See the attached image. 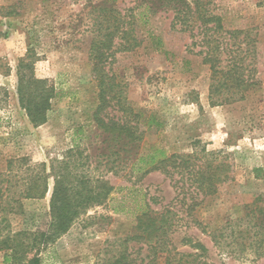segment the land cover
I'll return each instance as SVG.
<instances>
[{
  "label": "rangeland",
  "instance_id": "rangeland-1",
  "mask_svg": "<svg viewBox=\"0 0 264 264\" xmlns=\"http://www.w3.org/2000/svg\"><path fill=\"white\" fill-rule=\"evenodd\" d=\"M139 1L0 0V174L5 175L11 159L28 157L39 164L55 158L72 147L77 128L94 129L98 100L90 50L101 21L99 8L111 4L125 13ZM211 9L221 17L222 29L212 30L216 22L204 29L198 21L181 31L180 25L172 26V10L143 20L135 12L142 44L115 53L108 69L131 107L155 115L163 124L159 131L146 133L139 153L156 155L157 162L165 156H190L195 170L207 164L205 154H210L209 162L228 177L217 194L198 195L202 202L190 211L191 197L197 194L186 171L179 175L162 168L146 176L133 171L132 180L124 173L110 174L116 201L91 209L90 227L78 222L45 247L40 237L35 240L29 233L49 229L51 181L45 198L10 205L0 201V241L16 235L14 247L7 240V248L0 251V264H28L39 250L41 264H177L180 258L182 264H264V254L259 257L249 247L253 229L245 208L264 195V0H213ZM212 49L218 50L212 62L221 69H231L240 55L238 60L247 67L243 79L251 78L256 85L241 87L238 95L222 90L211 97V84L222 79L204 62ZM28 51L38 57V77L56 85L48 120L39 127L21 109L17 94V67ZM110 112L119 115L114 109ZM90 135L82 143H96L95 156L100 139L96 133ZM20 190L13 187L10 195L17 198ZM114 203L125 206L114 213ZM145 203L157 213L159 225L160 213L171 223L161 241L136 238L147 235L146 226L138 222V209ZM233 230L244 232L246 238L233 241ZM6 253L12 255L9 262ZM185 254L193 256L181 257Z\"/></svg>",
  "mask_w": 264,
  "mask_h": 264
},
{
  "label": "trees",
  "instance_id": "trees-1",
  "mask_svg": "<svg viewBox=\"0 0 264 264\" xmlns=\"http://www.w3.org/2000/svg\"><path fill=\"white\" fill-rule=\"evenodd\" d=\"M139 2V5L125 13L111 4L99 8L101 21L98 22L97 27L95 26L96 30L93 33L95 37L92 39L90 50L92 75L96 82L98 100L92 115L95 130L81 126L75 130L72 147L57 157H49L48 161L39 164L33 163L28 157L11 159L8 161L5 175L0 174V201L3 203L8 201L9 205L11 202L19 204L21 199L45 198L50 192V182L53 181L49 205L51 219L49 229L44 233H29L31 237H35V240L40 237L45 247L54 245L78 222L85 225L84 227H90L93 218L87 216L88 212L116 201L112 197L116 189L107 179L110 174L120 176L124 173L127 179L132 180L130 177L133 171H137L141 176L160 171L162 168H171L179 175L186 171L197 194L191 197L190 211L201 204L202 201H199L198 195L204 197L216 195L219 186L228 179V177L223 178V170L220 166H213L212 161L209 162L210 154L208 153L205 154L207 164L202 165L198 170H195V164H191L192 157L190 156L172 155L169 158L165 156L157 162L156 155L139 153L146 133L153 129L159 131L163 124L155 115L148 116L142 111L136 112L131 107L122 86L117 83L108 69L110 59L114 58L115 53L131 51L142 44L137 36L138 26L132 15L136 12L143 20L150 15L157 14L160 10H172L174 11L172 26L175 29L180 25L181 31L190 30L198 21L203 23L204 29L211 22L217 24L212 30L223 28L221 17L211 9L213 0H140ZM115 39H119V42L115 43ZM246 44L249 45L248 37ZM212 50L213 54L207 53V57L211 60L206 57L204 62L211 65L214 76L222 74V79H219L217 84H211V97L218 95L222 90L232 96L238 95L242 92L241 87L250 88L256 85L250 81L251 78L243 79L242 70L245 71L247 67L244 66L243 59L238 60L240 55L238 59H234L236 61L231 69H221L212 62L218 50ZM37 60V55L28 51L19 60L17 67L19 105L35 127L47 122L52 100L56 97L55 82L49 78L38 77L36 74ZM211 100L215 106V100L213 98ZM111 109L119 115L112 114ZM93 133H96V138L100 139L99 146L96 147L99 153L95 156L92 155V150L96 143L90 142L88 145L82 143L84 139L92 138L90 134ZM135 151L136 153L132 154ZM162 156H164L163 152ZM22 170H25L24 175L17 179L16 176ZM12 177L16 178L15 181ZM18 186L21 190L16 198V195L12 196L10 192L13 187L18 188ZM124 206L123 203L119 205L114 203L111 208L114 213H119ZM245 208L248 209V223L253 229V237L250 239L252 242L249 247L254 248L261 257L264 254V195L256 197L253 203ZM138 210H141L138 222L146 226L144 230L147 235L136 238L158 242L169 234L171 223L169 224L166 215L159 214L162 216V224L159 225L156 222L157 213L151 209L149 203H145L143 207L140 206ZM238 233L235 230L232 231L233 241L246 238L244 232ZM7 240L12 242V247H14L16 235L0 241V251L7 248ZM240 246L243 247V245ZM151 248L156 251V246ZM11 250L13 254H16L15 248ZM40 252L39 250L31 259H28V264H41ZM11 256L6 253V262H9ZM184 256L193 255L185 254L181 257ZM182 262L180 258L177 264H182Z\"/></svg>",
  "mask_w": 264,
  "mask_h": 264
}]
</instances>
